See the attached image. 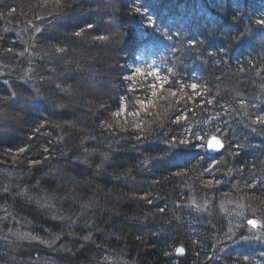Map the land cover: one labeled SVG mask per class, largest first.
I'll return each instance as SVG.
<instances>
[{
  "label": "trees",
  "instance_id": "obj_1",
  "mask_svg": "<svg viewBox=\"0 0 264 264\" xmlns=\"http://www.w3.org/2000/svg\"><path fill=\"white\" fill-rule=\"evenodd\" d=\"M38 19L43 36L9 38ZM261 20L264 0H0V65L14 57L34 86L17 89L15 120L0 116V264H264L262 226L234 256L218 248L237 221H264ZM110 29L144 77L89 59ZM121 104L135 123H117ZM212 134L223 152L203 149ZM84 142L105 152L99 165L76 153Z\"/></svg>",
  "mask_w": 264,
  "mask_h": 264
},
{
  "label": "rangeland",
  "instance_id": "obj_2",
  "mask_svg": "<svg viewBox=\"0 0 264 264\" xmlns=\"http://www.w3.org/2000/svg\"><path fill=\"white\" fill-rule=\"evenodd\" d=\"M27 21H29V20H27ZM42 21H43L42 19H38L37 22L36 21L34 22V21L30 20L27 23V25H25L26 22H23L22 23V26L25 25L24 27H27V28H26V31L22 32V35L20 36V39H23L24 38L25 40H27V41L30 42L31 41L30 39H32L30 37L33 34H35L36 32H38V29H42L41 26H37V23H42ZM111 23L113 24V20H111L110 22H107V19L106 18L100 20V25L101 26L104 25L105 27H109V25H111ZM18 31H21V30H18ZM87 31H89L88 33L91 34L92 32H94L96 30L94 28L88 26L87 30L85 31L86 32V35L88 34ZM16 37H18V35ZM111 40H112V38H108L107 40H103V41L102 40H99V42L97 43L96 47H94V48H90V47L88 48L87 47V49H89L93 53V54H91L92 56H91L90 60L93 61L94 59H97L98 66L103 71H108V69L105 68L106 66L103 65L104 62L107 61L106 60V57L107 56H109L111 54H114V55L117 54V59H118V62H119V60L121 59L120 58L121 56H119V55H122V54H119V53H121V51H123V50L126 51V49L123 46V44L120 45V43L117 40H116L117 44L120 45V47H117V48H121V50H117V53H114L113 51H115V48H109V47L107 48L106 45ZM138 52L139 51H135V54H137ZM143 58H145V55L144 54L140 56V59H143ZM100 59H102L104 61L102 64L100 62ZM114 61L116 63V59H114ZM14 62H15L14 61V57H7V59L5 61H3V63L0 65V88L3 91H5V93L7 95H11L12 96L11 100H8V98H3V97L0 96V113L4 116V112H6L7 113L6 118H8V120H10V121H13V120H15L17 118V117L11 118L9 116V112H10L9 109H11V107H12V103H10V102L13 101V100H15L14 94H15V92L18 91L17 89L26 88V87H24L22 85H19L18 83H17L18 86L15 88V85H14V83L16 82V81L14 82L15 78L17 76H20L21 75V78L25 79L24 78L25 74L22 71H20L18 69V67H16L14 65L15 64ZM125 62L127 64H129L128 67L126 66L127 67L126 68L127 69V72H131L130 64H133V63L135 64V62H136L138 65H141L139 59H135L133 61V63H131V62L128 63V61H125ZM111 66L114 68V65L111 64ZM109 70L111 72V69H109ZM95 72H96V74H99L98 70H96ZM155 72L152 71V74L154 75ZM127 76H128L127 78H130V77L133 76V73H128ZM60 77H61V72H57L53 76H49L47 78V80L50 83H52V80H54L55 81V84L54 85L55 86H58V85H60V83H59ZM156 78H158V77H156ZM10 79H12V80H10ZM112 80H114V79H112ZM86 86H88V85H86ZM80 88H75L76 93L80 94V92L82 91ZM52 89L57 90L56 88H53V87H47L46 88V92L51 97H54V94L52 92ZM77 89H78L79 92L77 91ZM0 94H2V93H0ZM42 96H43V94H42ZM40 98L42 100L44 99L43 97H40ZM143 104H144V102H142V105ZM146 105L149 106L148 103H146ZM117 109H118L117 112L116 111L113 112L115 114V119L116 120L123 121V119L124 120L127 119V120H131V122H129L130 124L135 123L136 117H137V112L134 113V112H131V111H126L125 109H122V106L121 105L117 106ZM123 116H125V117L123 118ZM123 124L124 123L120 124V126H122ZM136 124H139V123H136ZM9 127H11V124L10 123H9L7 129H9L12 133L13 132H16V131L10 129ZM203 149H206V146H204ZM247 200H245V198L242 199L243 208H248V205L249 204H248ZM249 219H251V218H245V220H244L243 223L237 221L236 226L234 227L236 230L233 233H231L230 236L227 235L225 237V239L219 243L220 246L218 248H220L222 250L224 256L225 255H226V257H228L230 255H233L234 256L236 254V252H237V248L236 247L237 246L239 247L240 244L242 243V241L245 242L246 240L249 239V238L247 239V238L243 237L242 235H244V234H248V235L253 234L255 236H259L260 235V232L263 233V231H264V229H263V227H264V221H263V219H259V220L255 219V218H252L251 219V220H255L256 221V225H258L260 227L262 226L263 231L260 228V232L258 231V228H256L255 226H253L252 224L249 223ZM13 235H16V233L13 232ZM220 258H222V257L221 256H217L216 260H218Z\"/></svg>",
  "mask_w": 264,
  "mask_h": 264
},
{
  "label": "bare ground",
  "instance_id": "obj_3",
  "mask_svg": "<svg viewBox=\"0 0 264 264\" xmlns=\"http://www.w3.org/2000/svg\"><path fill=\"white\" fill-rule=\"evenodd\" d=\"M79 17V16H78ZM92 18V17H91ZM79 22H81L82 24H79L80 26H79V28H81V26H83V27H86V28H88V26L89 25H94V24H96L95 23V21L94 20H89L88 22H85L81 17H79L78 18V23ZM45 30V29H44ZM44 30H41V29H38V32H36L35 34H33L30 38H34L35 36H37V35H39V34H41V33H43V31ZM8 33H9V38H14V40H16V41H19V42H24V41H26L24 38L23 39H20V36L22 35V32L21 31H18V30H16V29H14V28H12V29H7L6 30ZM24 32V31H23ZM18 35V37H16ZM96 36H100V35H98L97 33L95 34ZM39 36H43V35H39ZM46 38H48V37H46ZM101 38H103L104 40H107L108 38H112V40L106 45L107 46V48L109 47V48H115V51H113L114 53H117V50L118 49H121V48H117V47H119V45L117 44V42H116V37H115V34H114V32L110 29V31H108L104 36L102 35V37ZM31 39V40H32ZM33 41H35V40H33ZM37 42V41H36ZM123 44V46L125 47V49L127 50L128 49V51H131L134 47V43H133V41H129V38H125V39H123V40H121V43H120V45H122ZM87 54L89 55V54H92V52L89 50V52H87ZM111 55H113V57H114V59H116V63H115V61H114V63H115V65H114V68L116 69V71H117V73H118V77H120L121 78V80L122 81H131V80H134L133 78H141V77H144V75H146L147 73H146V70H148L147 68H144L142 65H138L136 62H135V64L132 62V61H129L128 59H127V61H128V63H133V64H130V69H131V72H127V67H128V65L129 64H127L126 62H118V59H117V54H111ZM111 57V56H110ZM90 59V58H89ZM78 60V62H80V65L82 66V65H84L85 63H84V61H81V60H79V58L77 59ZM137 64V65H136ZM127 66V67H126ZM86 67L87 68H89L90 67V61L89 62H87V64H86ZM88 70H90V69H88ZM119 71L121 72V73H123V77L122 76H119ZM155 72V71H154ZM9 73V72H8ZM128 73H133V76L132 77H130V78H127L128 76ZM10 74V73H9ZM25 74V76H24V78L25 79H23V78H21V75L20 76H17L16 78H15V81L19 84V85H22V86H24V87H30V88H32V87H34L33 86V84H32V79L30 78V77H32L30 74H28V73H24ZM11 75V74H10ZM25 88H21V90H24ZM33 91H35V92H37L38 91V89L36 88L35 90H33ZM57 90H55V89H52V92H53V94H57V92H56ZM0 93H2L1 92V90H0ZM17 94H18V91L17 92H15V94H14V96H15V99L17 98ZM80 96H82V93H80ZM121 106H122V104H121ZM59 108H61V106L59 107ZM0 116H1V113H0ZM125 116H123V118H124ZM74 118V117H73ZM72 118V119H73ZM117 123L120 125V124H122V123H124L122 126L124 127V125L125 124H128V123H126V119L124 120L123 119V121H118L117 120ZM79 126V125H78ZM121 126V127H122ZM83 148H84V150L82 151V150H79V149H75V151H76V153H78L79 155H81V156H86V157H89V158H93L97 163H98V165L103 161V157H102V155H104L105 154V152H99L97 149H91L90 148V146H89V144L88 143H83V146H82ZM51 155V157L52 158H54V157H56V156H52V154H51V152H50V154H49V156ZM50 157V158H51ZM53 161H54V159H53ZM79 165L81 166V167H85V165L87 164V166H88V162L86 161V159H84V158H79ZM183 170H186V168L184 167V168H182V170L181 171H183ZM174 171V170H173ZM171 173V170L170 171H167V175L168 174H170ZM174 173H176V172H174ZM118 177L119 176H112V178L114 179V180H117L118 179ZM69 199H70V197H69ZM180 249L181 248H178V255H182L183 254V252H181L180 251Z\"/></svg>",
  "mask_w": 264,
  "mask_h": 264
},
{
  "label": "water",
  "instance_id": "obj_4",
  "mask_svg": "<svg viewBox=\"0 0 264 264\" xmlns=\"http://www.w3.org/2000/svg\"><path fill=\"white\" fill-rule=\"evenodd\" d=\"M213 137H215V140H213ZM207 141H208L207 142V151L210 152L211 154L218 153V152H221L223 150L224 142L222 140H220L219 137L212 136ZM210 144L212 145L213 148L218 149V150L217 151L211 150L209 147ZM255 226H257V225H255Z\"/></svg>",
  "mask_w": 264,
  "mask_h": 264
},
{
  "label": "snow or ice",
  "instance_id": "obj_5",
  "mask_svg": "<svg viewBox=\"0 0 264 264\" xmlns=\"http://www.w3.org/2000/svg\"><path fill=\"white\" fill-rule=\"evenodd\" d=\"M136 11L139 13L141 10H140L139 8H137ZM260 23H261V24H264V20H261ZM149 26H150V27H153V28L155 27V24L151 21L150 18H149ZM89 27H91V25H89ZM197 87H198V86H197L196 84H193V85H192V88H193V89H196ZM213 140H215V137H213ZM186 143H187V141H185V140H181V141H180V144H181V145H184V144H186ZM173 147H176V145L173 144ZM209 147H210V149L213 150V151H217V150H218V149L213 148L211 144L209 145ZM249 223L252 224L253 226L256 225V221H255V220H250ZM180 251L183 252V249H180Z\"/></svg>",
  "mask_w": 264,
  "mask_h": 264
}]
</instances>
